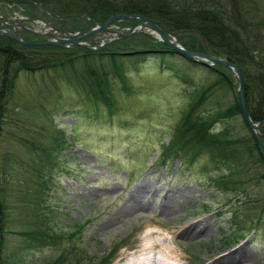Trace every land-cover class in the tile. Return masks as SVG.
Here are the masks:
<instances>
[{
	"label": "rangeland",
	"instance_id": "374dc122",
	"mask_svg": "<svg viewBox=\"0 0 264 264\" xmlns=\"http://www.w3.org/2000/svg\"><path fill=\"white\" fill-rule=\"evenodd\" d=\"M0 10L7 16L40 17L69 32L84 29L86 24L82 16L56 18L51 12L39 13L34 8L30 9L32 15H26L22 8L7 3H0ZM29 23L32 28H44L37 22ZM115 25L118 30L126 27ZM18 33L29 40L38 39L28 32ZM107 37L99 34L93 41ZM53 74L49 70L42 75L19 72L2 124L0 164L7 165L8 179L3 193L7 217L3 226L1 223L4 229L0 234L4 264H49L54 260L63 264L61 252L69 258L74 252L92 261L112 253L107 264H116L137 251L142 233L148 228L166 236L161 244L175 250L182 264H264V177L248 183L246 194L232 197L210 182L209 177L216 173H206L208 167L202 165V159L183 166L177 160L162 165L156 158L160 143L170 134L182 107V83L171 70L151 56L128 66L127 83L132 92L121 94L123 105L110 116L84 106L61 80L50 84ZM205 75L198 68L186 74L195 85L205 83ZM232 99L233 94L225 92L216 102L224 104ZM213 102L207 107L214 109ZM50 123L63 129L68 146L45 171L48 185L44 186L40 214L46 215L47 224L59 231L61 239L51 245L34 246L17 233L26 231L23 225L32 213L29 197L34 182L32 170L27 169L29 148L16 138L38 135L39 128ZM223 125L233 135L246 132L239 115L218 127ZM136 188L155 195L154 202L132 195ZM20 193L28 199L23 209V200H17ZM164 196L177 206L175 217L163 215L157 207ZM232 200L239 215L237 227H246L250 222L253 226L243 236H238L239 232L234 231L237 227L231 223ZM241 216L246 221H241ZM189 223H193L194 233L203 228L208 233L183 235L180 231ZM70 232L71 237L65 238ZM242 246L239 256L216 261L219 255ZM74 259L65 264H74Z\"/></svg>",
	"mask_w": 264,
	"mask_h": 264
},
{
	"label": "trees",
	"instance_id": "16d2710c",
	"mask_svg": "<svg viewBox=\"0 0 264 264\" xmlns=\"http://www.w3.org/2000/svg\"><path fill=\"white\" fill-rule=\"evenodd\" d=\"M0 3L22 8L26 15H32L34 11L30 9L34 8L39 13L52 12L55 16H82L86 20L84 28L100 24L111 15L140 14L153 19L173 32L185 49L223 57L239 65L244 76L243 93L248 114L253 121L264 119V0H0ZM135 22L136 19L124 17L115 21L123 26ZM146 56L158 59L161 66L171 70L182 83L180 114L170 134L159 145L158 162L164 165L177 160L183 166H190L202 159V165L208 167L206 173H216L209 180L220 192L232 197L238 193L246 194L248 183L253 184L264 177V158L241 114L232 73L220 64L210 66L195 61L147 33L132 34L98 50L82 46H26L0 35V135L19 72L42 75L49 70L54 73L50 84L61 80L73 89V95L84 106L110 116L120 111L121 94L132 92L131 84L128 86L127 83L126 68L143 61ZM197 68L207 76L206 82L200 85L191 84L186 76L188 71ZM225 92L233 94L232 101L216 102ZM210 102L215 104L214 109L207 107ZM236 115L240 116L245 133L233 135L228 126L218 127L219 123ZM39 129L38 135L16 138L18 143L29 148L27 169L28 172L32 170L34 182L29 197L32 213L25 219L26 231L17 233L26 236L25 242L34 246L51 245L61 239L59 231L53 230L46 222V215L40 213L44 207V186L48 185L45 171L53 167L58 153L68 146L63 129L53 123ZM259 131L263 133L260 143L264 149V125ZM6 166L0 164V234L7 217L3 197L8 181ZM19 199L23 200L20 203L23 209L22 206L28 203L27 195L20 193ZM231 206V223L237 227L239 215L233 200ZM239 219L246 221L244 216ZM252 227L250 222L234 231L243 236L244 231ZM66 234L65 238H68L73 233ZM60 254L59 258L65 260L63 264L73 258L74 264H107L112 255L92 261L74 252L71 258ZM4 261L5 257L0 254V264ZM49 264H62V261L54 260Z\"/></svg>",
	"mask_w": 264,
	"mask_h": 264
},
{
	"label": "water",
	"instance_id": "95a60500",
	"mask_svg": "<svg viewBox=\"0 0 264 264\" xmlns=\"http://www.w3.org/2000/svg\"><path fill=\"white\" fill-rule=\"evenodd\" d=\"M118 17L137 19V22L131 26L125 27L121 30L116 29L112 24ZM62 18V17H59ZM34 21L39 22L41 25H45L46 28L42 31L39 30H29L30 32L41 36L43 39L39 41H31L24 39L17 33L16 24H12L9 21L22 23L24 21ZM0 35L6 36L7 38L15 41L21 45L35 46V45H53L61 48H70L74 46H82L91 50H98L106 47L107 45L113 43L117 39H122L127 36H130L134 33L142 32L149 33L154 35L158 40L164 42L171 49L190 57L195 61L207 65L220 64L227 68L232 73V78L235 80V95L237 103L239 105L241 114L245 120V123L249 130L253 133L256 143L258 145L259 152L264 158V149L261 146L260 139L263 136V133L259 131V128L264 125V119L259 121H253L246 107L244 99V76L242 69L236 63L227 60L223 57H217L208 55L201 52L190 51L185 49L179 42L174 38V33L166 29L159 22L147 18L140 14H131V15H111L107 17L101 24H95L89 28L78 30V31H65L58 27H55L51 23L47 22L44 19L39 17H17V18H8L5 16H0ZM58 34V36H54ZM98 34L110 35L106 41H101L98 43H92L91 38L97 36Z\"/></svg>",
	"mask_w": 264,
	"mask_h": 264
},
{
	"label": "bare ground",
	"instance_id": "6f19581e",
	"mask_svg": "<svg viewBox=\"0 0 264 264\" xmlns=\"http://www.w3.org/2000/svg\"><path fill=\"white\" fill-rule=\"evenodd\" d=\"M36 4L39 5L38 3H36ZM53 16L58 17L52 13L51 17H53ZM91 26H93V25H91ZM91 26H89V27H91ZM138 33H142V32H138ZM132 193H133L132 195H134V196H138V197L143 198L145 200L144 202H147L150 199L151 200L155 199V195L149 194L147 192V190H145L143 188H136ZM165 195H167V194H165ZM162 198H161L162 201L157 206V207H159L161 213L163 215H166L169 217H175V215L177 214V206L174 205L173 203H171L167 199L166 196H164ZM152 201L154 202V200H152ZM144 207H147V203L145 204ZM192 225H193V223H189L188 225L184 226L180 232L183 235H187V236L201 235L204 232L208 233V230L206 228H203L201 230H197L194 233V231L192 230ZM160 235H161V233H158V231H156L153 228L146 229L144 231V233H142L141 243L138 246L137 251L135 253H132L130 255L131 257L126 256L124 259H122V260L120 259L121 261L116 263V264H182V262L180 261V260H182V259H180L181 256L178 253H176L175 250L169 248V246H166L165 245L166 243L161 244V239H163L165 235L163 234L164 235L163 237ZM155 247L157 248V250L153 251V249H155ZM243 247L244 246L239 247L238 249L235 248L234 250H232L228 253L219 255L218 259L216 261L220 262L224 258H230L231 259V257L239 256ZM165 255H166V257H164Z\"/></svg>",
	"mask_w": 264,
	"mask_h": 264
},
{
	"label": "flooded vegetation",
	"instance_id": "af4514ba",
	"mask_svg": "<svg viewBox=\"0 0 264 264\" xmlns=\"http://www.w3.org/2000/svg\"><path fill=\"white\" fill-rule=\"evenodd\" d=\"M0 16H5V17H8V18H17L16 16H7V15H3L2 13H1V10H0ZM27 17V16H26ZM1 22V21H0ZM10 23H12V24H16V26H17V32H19V31H24V32H28V33H31V34H34V33H32V32H30L29 30H31L32 29V26H31V24L29 23V21H24V22H22V23H17V22H13V21H9ZM35 35V34H34ZM38 37V36H37ZM39 38V37H38Z\"/></svg>",
	"mask_w": 264,
	"mask_h": 264
}]
</instances>
